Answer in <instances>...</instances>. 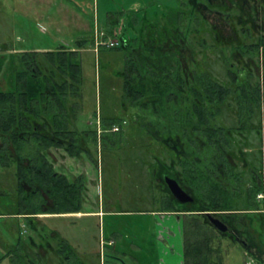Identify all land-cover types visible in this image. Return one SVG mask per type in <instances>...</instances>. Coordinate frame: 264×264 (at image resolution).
<instances>
[{
    "label": "rangeland",
    "instance_id": "rangeland-1",
    "mask_svg": "<svg viewBox=\"0 0 264 264\" xmlns=\"http://www.w3.org/2000/svg\"><path fill=\"white\" fill-rule=\"evenodd\" d=\"M32 1L34 0H0V91L14 92L16 90V65L18 58L24 53L38 52L39 54L41 52L39 48L42 47L49 48L48 51H55L59 47V41L63 39L71 38V46L75 45L74 43L80 38H84L87 43L91 39V37L82 36V29L73 18L75 12L71 15L68 26H63L67 22V19L64 21L62 19L64 12L59 5L63 0H55L59 4H55L53 0H44V8L32 4ZM67 3H71V9L80 14L84 13L89 18L94 16L97 24L98 21L101 24V17L105 25L107 23L109 12L104 9L110 10L114 16L122 19L110 32L111 38L118 40L117 47L100 46L97 50L87 47L89 49L76 55L81 66L83 81L75 127L77 131L93 130L98 127V119L114 121L121 126L124 145L130 149L118 150L113 153V157H107L102 166L103 170L98 171L97 182L94 184V193L91 198L95 202L98 201L100 206L103 204L104 211L113 213V216H105L103 221H99L97 217L80 219L58 214L41 220V217L37 215L29 217L31 220L29 224L43 222L47 227H56L62 238L79 252L88 251H84L83 254L94 260L96 255L90 254V246L96 250V238L99 231L103 230L102 225L104 224V233L107 237L112 233L108 227L113 223L117 225L120 235L118 238L122 242L121 246L130 264H183L181 252L184 232L180 230L182 222L172 223L174 217L168 215L158 226L154 219L155 214L158 217L161 216L158 213V205L156 206L146 198L144 187L140 185L139 189L136 188L143 178L141 175L143 155L136 147L146 140L142 131L128 119L133 111L126 108L122 100L121 72L126 60V50L128 52L134 47H142L149 33L152 38L172 36L188 28L189 31L185 30L179 36L180 39L178 38V44L181 46L179 58L182 61V67L187 71V76L192 77V68H195L200 60L199 54L195 51L200 36L207 37L208 42H212L211 39L214 40L217 51L206 52V60L208 66H211L214 71L223 73L226 65L222 63V60L229 58L230 53L226 51L223 54L218 51L220 46L230 43L227 23L225 25L220 16L218 20L214 16L210 17L216 4L208 3L207 9L201 7L196 0H68ZM217 5L220 10L225 12L229 10L228 0H220ZM176 9L182 12L181 19ZM49 13L52 14L51 20L46 18ZM203 17L205 20H202ZM208 18L210 20H206ZM200 22L203 29L196 32L195 28ZM218 23L220 29L216 27ZM176 25L178 32L171 34L173 31L171 29ZM120 28L122 35L119 34ZM114 30L118 32L117 35H113ZM206 31H210V34L207 35ZM122 37L125 38L127 45L123 44ZM171 43L172 39L166 41L168 46H171ZM236 58H239V54L231 59ZM13 173L12 169L0 168V264H11L7 253L12 245H16L24 255L30 253L33 255L37 251L45 256L48 251L54 249V242L51 240L43 241L39 249L36 241L28 238L29 234L35 236V230L40 228L33 227L31 228L33 232L32 230L28 232V221L17 214L18 197L14 187ZM146 193H148L147 188ZM139 196L143 201L139 200ZM156 196H159L158 192ZM197 207L198 204L194 206V209ZM90 209H93L92 204L85 207V210ZM118 211H127L129 215L116 214ZM84 226H87L86 231ZM184 226L186 230L192 228L191 224H184ZM207 227H210L208 232L212 236V245L222 250L220 264H258L253 261V255L246 254L240 245L218 234L212 226L207 225ZM20 230L21 233L23 230L26 231L21 238ZM167 237L170 238V242ZM132 244L138 245L137 252ZM116 264L123 263L117 261Z\"/></svg>",
    "mask_w": 264,
    "mask_h": 264
},
{
    "label": "flooded vegetation",
    "instance_id": "flooded-vegetation-1",
    "mask_svg": "<svg viewBox=\"0 0 264 264\" xmlns=\"http://www.w3.org/2000/svg\"><path fill=\"white\" fill-rule=\"evenodd\" d=\"M219 1L196 0L207 9L208 3L216 4L210 17L214 16L216 20L222 17L224 24L227 23L230 38V43L220 46L218 51L230 53L229 58L222 60L226 65L223 73L214 71L206 60V52L217 51L214 40L208 42L207 37L200 36L196 43L195 51L200 56L197 66L192 68L198 80L196 124L187 126L184 134L179 136L170 122L178 107L185 106L182 108L184 112L190 109L191 104L179 103L181 98L192 96L190 91L180 94V97L170 92L164 94L156 113L153 106L145 102L138 101L135 106L125 104L133 111L129 121L142 131L146 140L136 147L143 155V162L139 160L143 165V178L136 188L144 187L146 198L158 205L161 220L155 219V222L165 220L168 215L181 224L212 226L215 224L212 219L216 220L227 226L225 232L212 226L218 234L240 245L246 254H252L254 262L264 264V0H228L229 10L226 12L217 7ZM216 27L220 29V24ZM202 29L200 22L195 31ZM206 34L209 35L210 31ZM236 54L239 58L232 60ZM180 63L182 65V61ZM186 72L185 79L193 83V73L189 78ZM221 87L228 91H221ZM78 109H71V131L78 135L85 132L89 153L69 156L61 148H48L44 153L55 172L51 148L62 150L74 161L84 156L87 163L101 171L107 157H113L118 150L130 149L124 145L121 126L108 124L110 120L98 119L97 129L77 131ZM156 115L159 116L158 122H155ZM116 125L117 130H113ZM167 179L174 180L191 200L177 199ZM76 182H81L83 208L88 187L86 174L80 172L73 176L71 183ZM138 198L143 201L140 196ZM196 204L198 207L194 209ZM47 205H52L51 200ZM171 205L175 210H167ZM76 213L79 212H71L72 216ZM53 215L56 214H38L41 220ZM38 225L46 226L43 222ZM31 230L29 228L28 232ZM24 234L25 230L20 238ZM35 241L40 249L44 238L38 236ZM13 249L11 246L10 250Z\"/></svg>",
    "mask_w": 264,
    "mask_h": 264
},
{
    "label": "trees",
    "instance_id": "trees-1",
    "mask_svg": "<svg viewBox=\"0 0 264 264\" xmlns=\"http://www.w3.org/2000/svg\"><path fill=\"white\" fill-rule=\"evenodd\" d=\"M176 10L181 19L182 12ZM113 21L114 17L109 15L108 25ZM177 29V25L174 26L171 34L178 32ZM186 30L189 31L188 28ZM181 33L172 36L163 33L165 36L156 38L149 33L142 47L126 50L121 72L122 100L127 106H135L136 102L141 101L152 105L156 113L164 94L170 92L180 97V94L190 91L191 97L178 99L180 104H191L190 109L184 112L182 108L185 106L178 107L170 120L175 134L179 136L184 134L187 126L196 124L194 113L198 96L195 72L192 71L194 81L190 83L185 79V70L180 63L181 46L178 42ZM171 39L172 45H166V41ZM122 41L127 45L125 38L122 37ZM76 55L75 51L60 50L24 53L16 65V90L0 91V168L14 171L17 214L24 217L32 229L39 225L29 224V217L40 213L80 212L82 209L81 182L71 183L66 176L55 172L44 153L50 147L61 148L69 156L89 153L85 132L78 135L71 131V109L79 107L83 81ZM220 90L228 91L222 87ZM158 118L156 115L155 122H158ZM48 200L52 205H47ZM44 204L47 206L43 208ZM173 207L171 205L167 210ZM207 225L191 224L192 228L186 230L183 224V264L222 263V250L212 245V236L208 232L210 227ZM38 228L35 236L29 235L28 238L35 241L38 236H43L44 241L54 242V249L44 257L38 252L24 255L15 246L7 253L11 264H98V257L89 259L55 229L46 226ZM107 255L115 263L120 261L126 264L119 254H115V246L108 249Z\"/></svg>",
    "mask_w": 264,
    "mask_h": 264
},
{
    "label": "crops",
    "instance_id": "crops-1",
    "mask_svg": "<svg viewBox=\"0 0 264 264\" xmlns=\"http://www.w3.org/2000/svg\"><path fill=\"white\" fill-rule=\"evenodd\" d=\"M53 1H54L55 4H59L55 0H53ZM67 1L68 0H63V2L62 3L60 2V4H59L61 6V8H62V11L64 12V17L62 18L63 21L67 19V22H65L63 24V26H68V21H71V15H73V12H75L73 18L76 21V23L79 26V28L82 29L81 30L83 32L82 36H86V37H89V38L91 37V39L89 41L90 43L89 42L87 43L84 38H80V40L76 41V43H74L75 45H72V46H71V38H70V40H64L63 39V40L59 41L60 44H59V47H58L57 50H60V51H75L77 53H80L83 50L89 49L87 47H90L91 49H95V47H94L95 46V44H94V29H95L96 25L99 24V21H98V24H97L95 22L94 16L92 18H89L84 13L80 14L79 12L75 11L74 9H71V3L69 4V3H67ZM31 3L32 4L34 3V4L39 5L42 8H44V0H34ZM105 4H107V3H105ZM105 8H107V7H105ZM104 10L109 12L110 16L114 17V21L110 25H108V22L105 25V21L103 20V17H101V20H100L101 24H99V26H101V27L104 26V28H105L108 25V27H106V29H107L109 35L111 36V34H110L111 30L113 28L115 29L117 27V24H119V22L122 21V19L114 16L113 12H110V10H107V9H104ZM51 15H52L51 13L48 14V16L46 17L47 20H51V17H50ZM121 32L122 31H121V28H120V31H119L120 35H122ZM39 50H41V52H47L49 50V48L42 47V48H39ZM57 50H55V51H57ZM50 153H51V155H53V157H51L52 158V162H53L52 165L55 167L57 172L65 175L66 178L69 181H71V178H73V176H75L76 174H78L80 172H83V173L86 174L87 182H88V184H87L88 187H87L85 195H84V206L81 209V211L79 213L73 214V216H72L71 213H66L67 215L58 214L59 216H65V217L66 216H71V218L72 217H78L80 219L81 218L97 217L99 221H103L105 216H113L114 215L111 212L104 211V205L102 204V206H100L98 201L95 202L91 198L92 194L94 193V184L97 182V178H98L97 177L98 176V171H99L98 169L96 170L93 166H91L89 163H87V160L84 158V156H81L80 158H78L77 160L74 161V160H71V158H69L65 154V152H63L60 149L51 148L50 149ZM59 158H60V160H59ZM67 162H69L68 165H67ZM95 170H96V175H95ZM89 204H92L93 209L85 210V207H88ZM121 213L129 215V213L127 211H121V212L118 211V213L116 212V214L124 215V214H121ZM157 216L158 215L155 214L154 219H156V220L160 219ZM158 221H159V223L161 222L160 224H162V222H163V220L162 221L158 220ZM175 222H176V220H174L172 223H175ZM155 223L158 226L160 225L158 222H155ZM107 227H108V225H107ZM108 228L111 229L112 233L109 236L106 237V235L104 233L105 232L104 231V224L102 225V229L103 230L99 231V235L96 238V240H97V248H96V250H94L90 246V249H89L90 254H95L96 257L99 256V243H98V241H99L100 235H102L105 239H113L114 240L115 243H114L113 246H115V254H119L120 257H122L125 260L126 264H130L131 262H129L128 258H126V253L123 250V247L121 246L122 242L118 238V236H120V235L118 234L117 225H113V223H112L111 226H109ZM53 229H55L60 234V231L58 229H56V227H53ZM84 229L86 231L87 230V226H84ZM180 230L183 233V225L180 226ZM168 239H169L168 241L170 242V238H168ZM4 241L6 242V239H4ZM6 244H7V246H9V244L7 242H6ZM12 246L15 247L16 245H12ZM132 246H133V248L136 249L135 251L137 252L138 251V245L132 244ZM182 250H183V237H182ZM84 251L88 252L86 250H84ZM84 251H82V252L84 253ZM134 261H135V259H134Z\"/></svg>",
    "mask_w": 264,
    "mask_h": 264
},
{
    "label": "built area",
    "instance_id": "built-area-1",
    "mask_svg": "<svg viewBox=\"0 0 264 264\" xmlns=\"http://www.w3.org/2000/svg\"><path fill=\"white\" fill-rule=\"evenodd\" d=\"M118 32L114 30L113 35H117ZM94 44L95 50L100 46L107 48H113L118 45L117 39H112L108 31L104 27L96 25L94 29ZM118 126H114L113 130H117ZM113 239H105L102 235L99 238V256L98 264H116L115 261L108 257L107 252L110 247L114 245Z\"/></svg>",
    "mask_w": 264,
    "mask_h": 264
},
{
    "label": "water",
    "instance_id": "water-1",
    "mask_svg": "<svg viewBox=\"0 0 264 264\" xmlns=\"http://www.w3.org/2000/svg\"><path fill=\"white\" fill-rule=\"evenodd\" d=\"M167 183L170 186L174 195L177 197V199H179L181 201L191 200V198L186 197V193L182 189H180V187L178 186V184L174 180L167 179ZM212 221L215 224H211V225L214 226L217 230H219L220 232L226 231L227 226L225 224H219L216 220H213V219H212Z\"/></svg>",
    "mask_w": 264,
    "mask_h": 264
}]
</instances>
